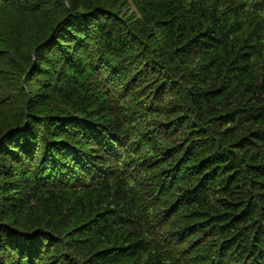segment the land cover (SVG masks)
I'll return each instance as SVG.
<instances>
[{"label": "trees", "instance_id": "1", "mask_svg": "<svg viewBox=\"0 0 264 264\" xmlns=\"http://www.w3.org/2000/svg\"><path fill=\"white\" fill-rule=\"evenodd\" d=\"M0 264H264V0H0Z\"/></svg>", "mask_w": 264, "mask_h": 264}, {"label": "rangeland", "instance_id": "2", "mask_svg": "<svg viewBox=\"0 0 264 264\" xmlns=\"http://www.w3.org/2000/svg\"><path fill=\"white\" fill-rule=\"evenodd\" d=\"M129 1H131V0H129ZM130 5V4H129ZM135 11H137V9H136V6L135 5H131V6H128V7H124L123 9H122V14L124 15L125 13L127 14V15H130V14H132L133 12H135ZM37 26V25H36ZM37 28V27H36ZM41 29H43V28H38V29H36L37 30V32L38 33H40L41 32ZM1 66H3L2 64H1ZM7 83H10V80L9 79H7ZM12 82V81H11Z\"/></svg>", "mask_w": 264, "mask_h": 264}]
</instances>
